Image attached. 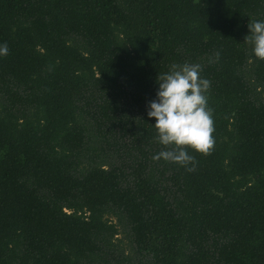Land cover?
<instances>
[{"label": "trees", "instance_id": "obj_1", "mask_svg": "<svg viewBox=\"0 0 264 264\" xmlns=\"http://www.w3.org/2000/svg\"><path fill=\"white\" fill-rule=\"evenodd\" d=\"M253 20L264 0H0V264H264ZM185 62L214 122L192 171L146 114Z\"/></svg>", "mask_w": 264, "mask_h": 264}, {"label": "clouds", "instance_id": "obj_2", "mask_svg": "<svg viewBox=\"0 0 264 264\" xmlns=\"http://www.w3.org/2000/svg\"><path fill=\"white\" fill-rule=\"evenodd\" d=\"M244 40L251 45L252 54L264 60V20L248 23ZM8 53L7 42H0V57ZM201 71L199 63L171 65L157 79L155 98L148 101L146 109L147 116L155 118L154 139L163 146L153 159L176 163L188 171L195 168V157L188 149L206 155L214 145V122L207 104L210 81Z\"/></svg>", "mask_w": 264, "mask_h": 264}]
</instances>
